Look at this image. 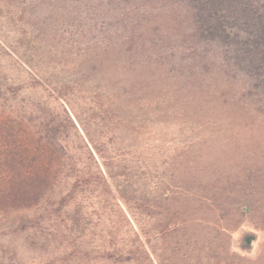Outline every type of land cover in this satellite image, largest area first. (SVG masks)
I'll return each instance as SVG.
<instances>
[{
  "label": "rangeland",
  "instance_id": "1",
  "mask_svg": "<svg viewBox=\"0 0 264 264\" xmlns=\"http://www.w3.org/2000/svg\"><path fill=\"white\" fill-rule=\"evenodd\" d=\"M138 46L171 80L169 95L162 91L161 99L173 100L159 108L164 117L144 124L143 136L124 141L134 145L127 159V197L145 195L201 210L240 209L246 218L231 234V250L254 257L264 223V0H0V107L36 128L52 114L67 128L71 145H82L78 135L84 138L86 128L111 149L110 138L94 125L90 88L96 69L127 61L114 47L133 53ZM187 161L205 166V189ZM202 193L203 200L193 199ZM96 195L78 201L84 240L99 249L117 220V239L130 234L124 235L129 225ZM124 209L139 231L143 214ZM210 231L182 239L177 257L205 264L216 247L228 243ZM4 233L0 240L11 243L26 264L52 263L47 254L27 248L25 235ZM170 241L174 251L176 240ZM156 242L163 258L165 244L161 237Z\"/></svg>",
  "mask_w": 264,
  "mask_h": 264
},
{
  "label": "trees",
  "instance_id": "2",
  "mask_svg": "<svg viewBox=\"0 0 264 264\" xmlns=\"http://www.w3.org/2000/svg\"><path fill=\"white\" fill-rule=\"evenodd\" d=\"M141 48L127 53L114 47L115 54H124L127 61H113L107 69H96L98 79L90 88L96 103L94 125L110 138L111 149L102 147L86 128L84 138L78 135L82 145H71L67 128L52 114H45L42 126L36 128L24 116L0 107V231L8 236L25 235L27 248L47 254L51 264H186L183 257H177L182 239L199 238L211 230L209 236L228 243L216 247L217 254L209 256L205 264H264L263 221L259 226L263 236L254 257L231 250V234L246 218L240 209L212 206L201 210L195 205L182 206V202L161 204L145 195L127 197V159L134 145L124 141L143 136L144 124L164 117L159 108L163 103L171 106L173 100L171 96L161 99L162 91L164 97L169 95L171 80ZM62 87L61 91L66 88ZM66 119L71 121L67 114ZM187 162L191 176L205 189L201 175L208 172L205 166ZM94 194L101 197L104 208L111 207L118 219L129 225L124 235H130L124 241L117 239L122 227L118 220L99 249L84 240L78 199ZM192 197L197 202L205 198L204 193ZM72 206L78 208L70 214ZM124 206L143 214L145 223L139 231L133 229ZM158 237L165 244L163 258L156 249ZM170 239L176 240L174 251ZM0 264L26 263L11 243L0 240Z\"/></svg>",
  "mask_w": 264,
  "mask_h": 264
}]
</instances>
